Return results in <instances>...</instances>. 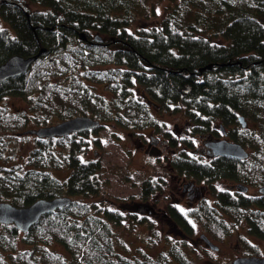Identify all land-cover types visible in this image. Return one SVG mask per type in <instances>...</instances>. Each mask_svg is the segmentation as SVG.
<instances>
[{"label": "trees", "instance_id": "1", "mask_svg": "<svg viewBox=\"0 0 264 264\" xmlns=\"http://www.w3.org/2000/svg\"><path fill=\"white\" fill-rule=\"evenodd\" d=\"M156 3H165L161 15ZM0 16L15 33L0 28V66L12 56L47 50L27 74L0 83V202L22 208L40 199H71L27 233L0 224V264H190L182 249L158 247V239L146 241L156 256L131 255L117 229L131 230L145 219L130 216L127 225L131 205L118 209L103 195V167L95 157L87 159L89 133L25 134L79 116L99 121L94 132L130 130L129 140L139 139L130 136L136 130L161 126L168 113L188 117L184 128L189 125L193 138L215 137L226 127L249 157L203 161L182 153L175 170L206 181L215 203L183 217L170 214L187 231L191 220L213 237L244 228L264 241V195L229 190L235 183L264 186V0H0ZM209 64L214 67L201 74ZM98 84L109 97L95 92ZM9 96L23 99L24 109H13ZM30 145L24 157L21 151ZM66 169L65 178L51 172ZM240 240L250 254L263 255L249 237Z\"/></svg>", "mask_w": 264, "mask_h": 264}, {"label": "flooded vegetation", "instance_id": "2", "mask_svg": "<svg viewBox=\"0 0 264 264\" xmlns=\"http://www.w3.org/2000/svg\"><path fill=\"white\" fill-rule=\"evenodd\" d=\"M0 22L5 27H0L1 29L10 30L11 35L15 34L10 24L5 22L1 16ZM7 25L8 27H6ZM190 92H185V94ZM162 124L167 123L164 121L161 126ZM161 126L148 128L152 131L150 130L148 134L143 133V139L129 140L126 138L124 140L127 146L129 144L133 145L135 148L141 149L143 154H149L151 158L154 157L156 160H151L150 165H144V167L146 166V176L143 182L145 184V194L142 197V202L135 203L130 207L144 213L145 221L143 224L148 228L153 229V226H156L157 223L160 225L159 229H157L160 234L153 236L155 232L151 230L153 234L149 233L150 239H158V247L182 249L186 255L185 258L190 264H232L239 258H264V252H262V256L247 252L241 240H236L235 244H233L232 240L235 235L231 233L213 237L203 231L191 236V232L196 233L197 231L195 228L196 222L184 220L186 225L190 227L189 231H187L174 220L170 212H176L183 217V213L201 209L211 203H215L213 202V193L209 187L210 185L206 184V181H199L193 176H188L186 172L176 171L173 166L174 162L178 161L177 159L181 157L182 153L186 154L188 158L200 157L203 161H211L215 157L210 154V149L206 144L215 139L221 140L225 137L208 136L198 142L197 139H189L186 135L184 139L175 137L172 140L171 137L174 133L171 131L167 132L168 129H162ZM226 132L228 134L227 130ZM228 137L227 139L229 140ZM237 185L238 183H235L230 186L229 190L234 192V194L242 193L237 189ZM251 190L249 189V191ZM242 194H249V192ZM205 202L206 204H204ZM235 245H237V248ZM157 253L158 251L155 252V256ZM171 260V264H179V262Z\"/></svg>", "mask_w": 264, "mask_h": 264}, {"label": "rangeland", "instance_id": "3", "mask_svg": "<svg viewBox=\"0 0 264 264\" xmlns=\"http://www.w3.org/2000/svg\"><path fill=\"white\" fill-rule=\"evenodd\" d=\"M28 7L32 10H35L34 6L31 4H29ZM164 8L165 3H156V14L158 13L159 15H161ZM152 23V20L147 22V24ZM2 24L3 23L0 22V27L5 28ZM6 27H8V25ZM95 92H98L99 95L109 97V92L101 84L96 85ZM5 100L15 110H23L25 107V102L20 97L9 96ZM186 118L188 117L183 116V114L178 115L168 113L166 117L160 118L161 122L165 121V123H167L162 124V129H168L167 132H173V135H175L177 138L184 139L187 135L189 139H197L198 142L202 138L205 139L209 136L208 135L202 138L196 136L193 139V137L188 134V131L190 132L189 125L186 127V129L184 128L187 125ZM150 130L151 129L148 128L144 130H136L135 134H130V136H135L136 139H143L142 134H148ZM129 132L131 131L120 127H114L113 129L112 127H106L105 129H102L98 132L89 133V139L91 140L92 147L90 148V154L87 159L95 157L100 161L103 167L101 180L106 183V185H104L102 189V193L104 196H108L109 198L113 199L116 203H119L116 204L118 209L119 207H121L120 204L126 202L128 203V205H133L135 203L142 202V186L146 176V166L144 167V165H150L151 160L156 161L154 157L151 158L149 154H143L141 149H137L133 145L129 144L128 147H125L121 144V139L123 138L124 140ZM215 137L223 136L219 131V134H217V136ZM229 140L233 141L230 138ZM125 145L127 146V144ZM31 148L32 145L27 146V148L25 147L21 151L24 157H27V154L29 153ZM51 172L54 176L58 178H65L68 175L69 170H52ZM257 189H252L251 191H249V196L259 195ZM128 208V211L131 214H129L126 217V221H124L126 223L128 221L127 225H129L130 216L136 218L139 221L145 219L143 217V212H138L136 209L130 208L129 206ZM132 225H134L135 227H133L131 230H128L130 232L123 228L117 229L118 235L123 240V242H125V245L130 249V251L132 249L133 253L131 252V255L138 254V257H140L142 253H152V255H155L157 249L148 246V244H146V241L151 242V240H153L150 239L149 233H152L151 230L156 231L157 229H159L160 225L157 223L156 226H154L155 228L153 229L148 228L144 224H137L136 222ZM195 228L198 232H191V236H195L199 234V232H203L201 224L195 223ZM233 235H235V238H233L232 240L233 244H235L234 242L236 240H240V238L246 236L250 238V241L254 243V245L259 246L262 249V252H264V241L256 237H250L247 234L246 229L241 228L240 231L234 232ZM235 247L237 248V245H235ZM53 248L56 251H63L62 247L57 244L54 245ZM116 251L122 254L123 256L130 257V251H125V249H123L121 246H116Z\"/></svg>", "mask_w": 264, "mask_h": 264}, {"label": "water", "instance_id": "4", "mask_svg": "<svg viewBox=\"0 0 264 264\" xmlns=\"http://www.w3.org/2000/svg\"><path fill=\"white\" fill-rule=\"evenodd\" d=\"M81 41H87L84 33L80 34ZM95 41L101 42L102 38L95 36ZM46 49L42 48L38 54L23 57L20 55L12 56L7 62L0 66V83L5 82L11 78H16L27 74L32 65L43 55L46 54ZM214 66L209 64L204 68L201 67L200 73L211 70ZM216 70V67L214 68ZM185 92L191 91L188 86ZM237 121L243 129L248 127V123L243 116H239ZM101 124L99 121L88 117L79 116L56 125L46 126L39 129L27 130L25 134L34 135L39 138H62L71 134H81L84 132H91L97 130ZM222 134L226 137L228 134L224 126L219 127ZM206 146L210 149V154L213 157H228L231 159L246 160L249 157L248 150L242 145L226 139L214 140L208 142ZM237 189L242 193H247L249 187L244 184L237 185ZM259 194L264 195V186L258 189ZM71 199L69 197H59L55 199H40L28 207H16L9 202H0V224L14 225L19 232L27 233L33 225L41 220V217L47 214L54 213L58 209L69 205ZM232 264H264V258L247 257L239 258Z\"/></svg>", "mask_w": 264, "mask_h": 264}]
</instances>
